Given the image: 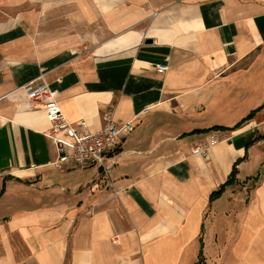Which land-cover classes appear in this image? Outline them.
Listing matches in <instances>:
<instances>
[{"label":"crops","instance_id":"1","mask_svg":"<svg viewBox=\"0 0 264 264\" xmlns=\"http://www.w3.org/2000/svg\"><path fill=\"white\" fill-rule=\"evenodd\" d=\"M34 80L133 122L109 174L53 166ZM262 104L264 0H0V264H264V108L195 132Z\"/></svg>","mask_w":264,"mask_h":264},{"label":"built area","instance_id":"2","mask_svg":"<svg viewBox=\"0 0 264 264\" xmlns=\"http://www.w3.org/2000/svg\"><path fill=\"white\" fill-rule=\"evenodd\" d=\"M32 84L31 109L34 112H44L51 123L47 136L55 148L52 164L60 169L95 167L104 169L109 174L106 165L109 155L134 130L133 122L116 121L111 112L104 115V124L97 130L91 129L86 120L70 122L62 111L59 92L38 80H34ZM147 111L148 108L142 113Z\"/></svg>","mask_w":264,"mask_h":264},{"label":"trees","instance_id":"3","mask_svg":"<svg viewBox=\"0 0 264 264\" xmlns=\"http://www.w3.org/2000/svg\"><path fill=\"white\" fill-rule=\"evenodd\" d=\"M264 108V104H262L261 106H259L258 108H256L255 110L251 111L246 117H244L242 120H240L237 124H235L233 127H226V126H213L211 128L208 129H204V130H196L195 132H208V131H218V130H235L240 128L242 125H244L246 122H248L249 120L253 119L256 115L257 112L261 111ZM242 159H239L237 162H235L233 170L231 172V174L228 177V180L226 181L225 184H222L218 190L214 191L211 196H210V200L213 201L217 198H220L223 193L226 190V187L229 185H233L234 183L237 182V165L238 163L241 161ZM5 184L3 185V188L0 192V195L4 193L5 191ZM201 241V249H200V253H199V257H198V261L197 264H206L205 263V256H204V252H203V238H200Z\"/></svg>","mask_w":264,"mask_h":264},{"label":"rangeland","instance_id":"4","mask_svg":"<svg viewBox=\"0 0 264 264\" xmlns=\"http://www.w3.org/2000/svg\"><path fill=\"white\" fill-rule=\"evenodd\" d=\"M54 166V165H53ZM55 167V166H54ZM57 168V167H56ZM81 169H79V168H75V170L73 171V172H79ZM55 172H67V171H62V170H57V171H55ZM72 172V171H71ZM84 172H88V171H86V170H84Z\"/></svg>","mask_w":264,"mask_h":264},{"label":"water","instance_id":"5","mask_svg":"<svg viewBox=\"0 0 264 264\" xmlns=\"http://www.w3.org/2000/svg\"><path fill=\"white\" fill-rule=\"evenodd\" d=\"M149 42H152V40H149Z\"/></svg>","mask_w":264,"mask_h":264}]
</instances>
